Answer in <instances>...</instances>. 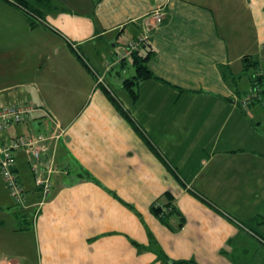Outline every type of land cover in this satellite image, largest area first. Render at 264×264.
<instances>
[{
	"label": "crops",
	"instance_id": "crops-1",
	"mask_svg": "<svg viewBox=\"0 0 264 264\" xmlns=\"http://www.w3.org/2000/svg\"><path fill=\"white\" fill-rule=\"evenodd\" d=\"M19 1L0 0V106L39 109L0 138L54 121L65 133L38 213L26 150L14 156L27 208L13 209L0 173V263L163 264L161 250L199 264H264V97L244 106L238 86L246 55L264 75V0ZM143 35L158 78L140 81L134 99L124 87L133 55L118 62L114 47ZM170 201L181 227L152 210Z\"/></svg>",
	"mask_w": 264,
	"mask_h": 264
},
{
	"label": "built area",
	"instance_id": "built-area-1",
	"mask_svg": "<svg viewBox=\"0 0 264 264\" xmlns=\"http://www.w3.org/2000/svg\"><path fill=\"white\" fill-rule=\"evenodd\" d=\"M153 16L156 22L160 23L163 21L165 13L157 9L153 12ZM147 41L148 35L129 40L122 50L116 54V61L121 62L131 56L133 52L139 51L142 44ZM73 47L77 49L76 45H73ZM103 82V77L97 75L96 86ZM253 97H255L253 94L244 96L242 99L243 105L248 106L253 101ZM38 109V105L28 102L1 105L0 130L6 129L12 124L27 121L32 113ZM54 122V128L48 132L19 135L13 137L9 142H0V172L7 183L11 197L16 203L25 206H27L28 202L27 194L19 181L18 173L14 170L16 166L14 152L19 149L26 150L36 184L41 188V198L36 203V213L41 210L50 198L53 192L52 177L58 171L56 164L57 147L65 130L56 121ZM43 151H47L45 158L42 156Z\"/></svg>",
	"mask_w": 264,
	"mask_h": 264
},
{
	"label": "trees",
	"instance_id": "trees-1",
	"mask_svg": "<svg viewBox=\"0 0 264 264\" xmlns=\"http://www.w3.org/2000/svg\"><path fill=\"white\" fill-rule=\"evenodd\" d=\"M18 2L23 5V3L20 2L19 0H18ZM29 8L30 7L28 6L27 9H29ZM28 11H29L30 15L31 14L37 15L34 10L30 11V9H29ZM143 49H144L143 54H141V50H143ZM154 52L155 51L152 50L150 46H148V42H145V43L142 44V46H141L139 51L133 52V54H132L133 58H134L133 64L135 66V75L132 76V77L126 78L124 80V87L128 91V93L132 96V98H134V99L138 97V92H137L136 86L138 85V83L140 81H143V80L149 79V78H158L151 71V69L148 67V62L152 58V56L154 55ZM78 57L81 59V56L79 54H78ZM243 60H244V63H245V66H244L245 70H249V69H252V68H254V69L258 68L259 61L256 60V59H253L250 55L244 56ZM84 64H85V62H84ZM263 79H264V75L258 74L257 80L259 82H262L263 85H264V80ZM257 80H255V81H257ZM262 91L264 93V88H263ZM111 98L113 99L115 104L119 107L118 101H116L113 97H111ZM258 98L261 99L262 97H258ZM14 170L18 173L19 181L22 184V186H23V188H24V190H25V192L27 194V200H28L29 199V192L25 188L23 183L21 182L20 174H19V171L17 170L16 166H15ZM3 179H4V177H3ZM4 181H5V179H4ZM52 182H53V177H52ZM5 183H6V181H5ZM34 183H35V186H36V188H37V190L39 192V197L41 198V192H40L41 188L36 184L35 177H34ZM6 186H7V183H6ZM7 188H8V186H7ZM8 191H9V188H8ZM9 194H10V192H9ZM169 195H170V193H169ZM13 201H14V199H13ZM16 204L20 205L18 203H16ZM152 210L161 219V221L164 224H166V225H168L170 227H171V224L169 222L171 221L173 216L179 218V220H180L179 221L180 222L179 227H181L184 224V217L182 216L181 212L178 210V208L175 206L174 202H172V201L168 202V204H166L165 206H161L159 204H156V205L153 206ZM262 238L264 239V237H262ZM158 256L163 261V264H199V263H197L194 260H187V259L171 260L161 250L158 251Z\"/></svg>",
	"mask_w": 264,
	"mask_h": 264
},
{
	"label": "rangeland",
	"instance_id": "rangeland-1",
	"mask_svg": "<svg viewBox=\"0 0 264 264\" xmlns=\"http://www.w3.org/2000/svg\"><path fill=\"white\" fill-rule=\"evenodd\" d=\"M56 1H58V0H56ZM52 4V3H51ZM123 45H125V41L123 42V43H121V41H120V44L118 43L115 47H114V49H118V52H120L121 50H122V48H123ZM87 63V62H86ZM88 64V63H87ZM263 64V66H262V68H264V62L262 63ZM125 66H126V75H127V77H129L132 73L133 74H135V66L133 65V57H130V58H128L127 59V61H126V64H125ZM123 72V71H122ZM258 70L257 69H254V68H252V69H249V70H244V73L242 74V76L241 77H239V79H238V86H239V88H240V90H241V92H243V93H247V94H253V95H255V97H253V101L254 100H259V98L258 97H264V93H263V88H264V85H263V83L262 82H259L258 80H257V77H258ZM260 73V72H259ZM114 79H115V81L117 80V79H119V75L118 74H115L114 75ZM107 80H109V77L107 78ZM255 80H257V81H255ZM264 80V79H263ZM114 84V83H113ZM112 84V85H113ZM121 85V84H120ZM118 88H120L119 86H116V91H118ZM242 103V102H241ZM246 108V107H245ZM247 108H249V107H247ZM12 125H15V124H12ZM12 125H10V126H12ZM7 127L8 129L9 128H11V127ZM3 130H5V129H3ZM1 132H2V130H0V134H1ZM20 136H22V135H20ZM24 136V135H23ZM11 139L9 138V139H6V140H2V138H0V142L1 143H6V142H9ZM29 166H30V163H29ZM30 170H31V168H30ZM32 172V171H31ZM32 175V177L34 176L33 175V173L31 174ZM31 180V179H30ZM33 181H34V177H33ZM34 183V182H33ZM33 186H35V183H34V185ZM14 202V201H13ZM12 202V203H13ZM17 205H16V203H13V209L15 210V207H16ZM20 206H22L23 208H27V206H25V205H21L20 204ZM19 207V206H18ZM29 218V219H28ZM26 219H28V222L26 223V222H24V221H22L23 223H22V225L24 226V227H26V236H31V234H32V229H33V219H34V210H31L30 211V215L28 214L27 216H26ZM13 238V245H14V249H13V251H15V231H14V235L12 236Z\"/></svg>",
	"mask_w": 264,
	"mask_h": 264
}]
</instances>
